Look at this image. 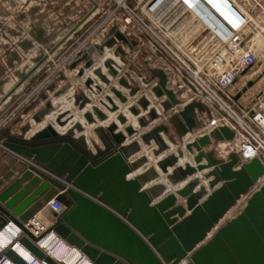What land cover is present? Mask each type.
<instances>
[{"label": "water", "instance_id": "water-1", "mask_svg": "<svg viewBox=\"0 0 264 264\" xmlns=\"http://www.w3.org/2000/svg\"><path fill=\"white\" fill-rule=\"evenodd\" d=\"M21 46L26 51L33 44L27 40ZM136 47L137 40L129 38L117 24H113L100 42H89L84 49L78 50L68 69L74 77H83L86 70L94 67L96 57L105 55L106 49H113L116 55L124 57ZM104 63L108 74L101 67H94L92 72L107 85H110L111 78H118L119 86L128 90L126 95L121 89L111 86V92L120 103L124 104L128 96L140 92V87H134L120 74V66L115 60L109 58ZM149 71L150 77L143 78V82L149 85L157 79L152 91L160 99L163 110L171 111L180 105V99L169 87L165 70L149 67ZM17 75L21 79H29L26 73ZM6 81L0 65V90ZM93 84L97 90H102L101 84L87 77L85 85L89 90ZM252 85L253 81L250 80L235 98L239 99ZM66 88L56 89L53 84L49 86L55 98L65 93ZM105 97L111 104L110 112L119 109V104L110 95ZM41 98L44 105L31 116V120L37 124L59 109L53 104L52 96L42 93ZM90 102V97L83 92L74 96L73 104L83 110ZM33 104L28 108H32ZM138 104L141 107L131 105L129 111L136 117L143 110L147 111L146 117L137 118L140 127H146L160 117L161 112L151 106V100L145 94L138 98ZM92 109L83 114L88 124L108 119L105 111L98 106ZM209 111L199 101L179 108L172 120L180 136L185 138L191 135L201 125L199 113ZM72 118L71 112L66 110L57 114L55 123L58 127H64ZM117 121L97 127L95 132L104 148H99L93 142L96 151L89 146L82 122H75L64 133L53 123H48L27 136L32 127V123L28 122L21 127L19 134H0V165L5 159H11L10 164H3L0 169V231L9 221L13 222L22 230L15 242L23 245L39 260L44 259L50 264H56V261L39 246V241L50 231L77 247L93 264H264V182L236 216L220 226L210 240L201 244L225 213L264 175V164L259 157L241 162L237 153H231L227 160H222L216 158L212 151L204 150L214 140H231L233 130L221 125L209 134L188 142L186 149L190 153L194 149L197 151L194 156L196 165L177 164L184 156L181 150L178 154H168L159 162L166 174L169 167H173L167 175L172 184L210 169L205 174V177H213L209 181L210 193L207 194V189L200 185L198 178L188 180L177 190L176 194L186 198L187 207L191 210L185 216L184 208L176 205L174 193L151 204V198L164 190V184L141 190L140 179L145 182L146 176L126 180L127 175L147 162L148 158L140 156L132 162L127 160L131 153L138 150V146L136 143L129 146L123 143L127 136L132 137L137 130L132 124L125 126L124 131L119 130V123L128 122L123 113L117 115ZM161 132L169 134L164 123L141 136L147 145L154 140L157 145L152 150L154 156L169 148ZM168 136L170 141H174ZM204 159L206 163H202ZM150 174L153 178L156 176L153 170H150ZM197 186L199 188L195 190ZM206 194V198L199 202ZM53 198L62 202V211L50 209L48 203ZM45 209L50 211L51 224L45 232L36 235L26 223ZM2 255L14 264H30L15 251L14 245L7 247L0 255V264Z\"/></svg>", "mask_w": 264, "mask_h": 264}, {"label": "rangeland", "instance_id": "rangeland-1", "mask_svg": "<svg viewBox=\"0 0 264 264\" xmlns=\"http://www.w3.org/2000/svg\"><path fill=\"white\" fill-rule=\"evenodd\" d=\"M131 1L134 3V0ZM107 3L108 0H0V62L5 64V80H7L6 83L9 81V83L6 85L8 89L5 95L6 97H10L14 96L17 91L20 93L13 100L12 105L8 108V110L3 114H0V132L3 135L19 134L21 132L20 124H26L31 119L32 114H29V111L33 110L35 107H41L44 105L41 94L47 93L48 95H51L53 98H55L52 94V91L49 89L51 84L55 85V88L59 89L65 88L67 86L65 93L62 95L63 97L66 95L65 100L67 99L70 103L72 102V109L70 111L72 115H74V113H82L79 111L78 107L73 104V94L75 96L85 92L91 99V102L86 105L85 110L92 111L93 106H98L105 111L107 118H109V114L119 111L120 105H122L121 107L124 108L125 111L130 113L129 107L131 105L140 106L138 104V98L142 94H145L151 100V106L153 104V106L156 107L155 104L157 103L156 105L158 108H161L158 110L161 112L160 117L156 120V122L155 120L152 121L153 124L150 122L146 126L149 129L135 133V135H133L134 137L132 136L125 146L136 143L138 150L134 153L142 152L144 154L141 156H147V158L148 156L151 157L150 160L148 159L147 162L140 166L141 170L137 175L138 177L141 175L147 177L145 182L140 179L142 183L141 190H147L148 188L157 184H164L165 186L164 190L158 193L155 198H151V204H156L168 194L174 193L176 195V205L182 206L184 208L186 216L191 213V210L187 207L186 198L176 194V192L185 184H187L188 181L185 183H183L184 181H181L177 184H172L167 178V175L170 174L172 170L167 174L164 173L159 166V162L164 160L168 154H178L179 150H181L184 156L181 158V160H179V163H182V165H185V163L196 165L194 156L197 154V151L194 149V152L190 153L185 147L186 144L194 138L202 136L203 134H209L212 130L221 126L222 124L227 125L226 123L228 121L223 119L222 115L218 111H213L212 114L202 112L199 114L201 125L197 127L193 133H191V135H188L185 138L180 136L177 127L172 120V116L181 107L178 106L171 111H164L160 105V99L157 98L155 93L152 91V84L154 81H152V83L149 85H146L142 81L141 77H150L151 73L149 71V67H154L156 65L154 59L155 55L148 43L140 44L134 51H128L126 56H121L123 61L114 55L113 49H107L103 57H96V63L94 67L100 66L103 71L108 74L107 68L104 66V62L108 58H113L120 66V74L125 76L129 83L134 87H140V92L138 93L139 96L138 94L135 96H128L127 102H125L124 105L119 102L118 98L110 90L111 86H116L126 95L128 94L127 89L119 86L118 78L113 79L109 75L111 78L110 85L102 83L99 78L93 74L92 70L94 67L92 69L86 70V73L83 77L72 76L69 72L68 64L76 58L78 50L84 49L90 40L96 39L95 41H101V34L104 33L108 26H112V24L115 23L127 33H129L131 29L136 31L141 27L138 23H134L136 26H134L135 28L132 25L123 23V19H125L127 16L126 10L111 12L112 8H110ZM106 8L108 9V14H104V11L106 12ZM252 19L255 20L262 29H264L263 12H260L258 15H253ZM58 25L60 29L56 31V34L59 32L60 34H58L60 36L59 38H53V30L57 28ZM255 31L260 30L257 29ZM262 35L264 37V32H262ZM52 39H55V42L53 45H49L51 44L50 42ZM27 40L32 42L33 47H30L25 51L21 44ZM263 55L264 49H260V57L257 64L252 67L253 71L248 77H242L235 84L236 86L234 88L240 89L241 86H246L250 80L253 81V88L252 86L248 87V89L251 87L252 90L249 93L248 91L243 92V94L248 93L247 95L245 94L243 99V104H245V106L254 105L256 100L260 102V95H264ZM18 73L28 74L29 79H21L17 75ZM87 77H92L96 83L101 84L102 90H97L94 84L92 86V90H89L85 85V79ZM261 78L262 82H260L255 87ZM10 80H12L11 83ZM148 91L150 92V97L147 94ZM107 94L110 95L117 104H119L118 110L114 112H110L108 110V107L110 108L111 104L106 100L105 96ZM102 102L107 105L105 106ZM32 103H34L32 108H28ZM91 104L93 106L90 107ZM260 104L263 107V104ZM126 105L130 106L126 107ZM57 106L60 107V102L57 103ZM222 108L224 109V106H222ZM223 109L220 108L219 110L223 112L225 118H228V111ZM120 113L121 112L118 114ZM125 115L127 116V114ZM130 115L132 114L130 113ZM140 116H142V113L137 118ZM160 123H164L168 127L169 134H164L163 132H161V134L163 135V138L166 139L169 148L161 152L159 155L154 156L152 150L157 148L154 140L151 141L150 145H147L141 136L145 132L152 130ZM122 125L124 124L119 123V128L121 130L124 129V126ZM126 125L128 124H125V126ZM133 126L136 128L135 125ZM146 127H140V129L143 130ZM168 135H170L174 141H170ZM138 140L140 141V144H138ZM93 142L99 148H104L103 142L98 137H93L89 140V146L91 149H93V151H96ZM152 142L154 143V146H152ZM205 147H207L206 152L212 151L216 158L222 160H227L231 153H237L236 148L230 146L227 140H214L212 145H207ZM166 152L168 153L167 155ZM262 163L264 164V160ZM150 170L156 172V176L154 178L150 176ZM209 170L210 169L203 170L204 172L200 171L195 173L193 176H190L192 177L190 179H199L200 185L205 186L207 189V194L212 191L209 186V181L213 177H205V174H207ZM131 178L132 177H126V180ZM263 182L264 175L255 181V183L250 186L246 194H244L241 199L237 200L236 203L225 213V215L220 219L219 223L212 228L201 244L210 240L215 232H217V230L220 228V226L224 225L227 221L236 216L242 210L244 204L251 197L252 193L258 189ZM217 186L218 185H216L214 188ZM179 219H181V217Z\"/></svg>", "mask_w": 264, "mask_h": 264}, {"label": "built area", "instance_id": "built-area-1", "mask_svg": "<svg viewBox=\"0 0 264 264\" xmlns=\"http://www.w3.org/2000/svg\"><path fill=\"white\" fill-rule=\"evenodd\" d=\"M107 5L111 12L126 10L123 23L141 26L125 32L137 40V46L148 43L155 55L154 67L165 70L169 86L181 101L178 106L199 101L209 108L207 113L220 112L234 132L228 144L236 148L239 159L259 157L263 162L264 108L258 100L251 106L242 104L240 98H235L241 90L234 86L259 60L254 32L264 29L252 16L264 13V0H108ZM107 10L104 14L109 13ZM222 106L228 111L225 110L228 118L219 110ZM48 206L57 212L64 209L55 198ZM10 225L18 228V236L22 233L11 221L2 230ZM26 226L36 235L47 230L35 218ZM65 248L67 255L78 249L69 244ZM80 257L81 261L75 264L85 263L86 255L81 252ZM35 258L30 264H50ZM1 263L14 264L5 255Z\"/></svg>", "mask_w": 264, "mask_h": 264}, {"label": "bare ground", "instance_id": "bare-ground-1", "mask_svg": "<svg viewBox=\"0 0 264 264\" xmlns=\"http://www.w3.org/2000/svg\"><path fill=\"white\" fill-rule=\"evenodd\" d=\"M108 18V17H107ZM106 19V18H105ZM95 30V29H94ZM91 33V32H90ZM91 35V34H90ZM254 41L255 44L257 45L258 49H264V37L262 35L261 30L260 31H255L254 33ZM96 42H100V40H97ZM107 50V49H106ZM260 51V50H259ZM132 52V51H131ZM106 53V52H105ZM114 55L116 57H119L121 59V61H123V58L120 55H116L114 53ZM264 56V55H263ZM103 57V56H102ZM109 59V58H108ZM113 59V58H111ZM67 60V59H66ZM114 60V59H113ZM105 66V63H104ZM100 67V66H98ZM153 67V66H152ZM256 70V69H255ZM253 71V68H251L249 71H247L242 77L246 78L250 75V73ZM257 74V73H256ZM141 77V76H140ZM142 81L144 77H141ZM86 80V79H85ZM243 80V79H242ZM262 82V78L257 82V84L255 85V87ZM144 83V82H143ZM156 82H153V84H155ZM152 84V85H153ZM262 84V83H261ZM170 85V84H169ZM242 85V83H241ZM236 86V85H235ZM170 87V86H169ZM244 86L240 87V90L243 88ZM239 88V87H238ZM253 88V86H252ZM252 88L250 87L249 89L247 88L246 91L248 93L252 90ZM92 90V89H91ZM150 97V92L148 91L147 93ZM247 94V93H245ZM245 94L242 95V97L244 98ZM66 95H63L59 98H53V104L55 106H57V103L60 102V107L59 109H57L55 112L51 113L50 115H48L46 117V119L41 122V123H34L33 121L32 123V127L31 130L29 131L28 135H31L33 132H35L36 130L42 128L44 125L48 124V123H53L56 128L61 132L64 133L68 128H70V126H72L75 122H82L85 126V130H84V134L87 136L88 140H90L91 138H97L98 135L96 134L95 130L97 129V127L100 126H107L110 122L112 121H116V116L119 112H123L125 114H127L128 116V122L126 124H133L136 126L137 128V132L140 131H144L147 130L148 127H146L145 129H140V126L138 127L137 125V117L134 115H130V113H128V111H125L124 108H122L120 105V109L117 112H114L113 114H109V118L106 121H100L97 120L95 123L93 124H88L84 117L83 114L84 112H86L85 108L83 110H79L82 113H78L72 115L73 118L69 121V123L64 126V127H58V125H56L55 123V118L57 116V114L64 112L66 110L71 111V103L66 99L65 97ZM139 96V94H138ZM264 97V96H263ZM63 98V99H62ZM68 98V97H67ZM262 98V97H261ZM73 99H74V94H73ZM72 101V100H71ZM264 101V100H263ZM157 104V103H156ZM155 104V106L158 108V106ZM264 106V102L262 103ZM124 105V104H123ZM131 105V103H130ZM130 105H126V107H129ZM93 106L92 104L90 105V107ZM153 106V104H152ZM178 107V106H177ZM100 108V107H99ZM79 109V108H78ZM109 109V107H108ZM161 109V108H160ZM158 108V110H160ZM103 110V109H102ZM90 111V110H89ZM130 115V116H129ZM141 115V114H140ZM142 116H147V111H142ZM125 126V125H122ZM79 133H77L78 135ZM97 136V137H96ZM131 137V136H129ZM134 137V136H133ZM132 138V137H131ZM220 150V149H219ZM224 150V149H223ZM252 154V153H251ZM50 211L49 210H44V211H40L35 219H39L41 221V224L43 225L44 229L48 228L51 224V220L49 218L50 216ZM18 228L14 225H10L7 229L2 230L0 232V252L5 250L7 247L14 245V249L16 252H18L23 258L27 259L29 262H31L33 260V258L35 257L27 248H25L23 245H21L20 243H16L15 242V238L16 236H18ZM68 244L62 240L55 232H48L47 234H45L43 236V238L39 241V246L45 251L46 254H48L53 260L56 261V264H75L79 261H81V251L79 249H76L74 252H72L70 255H67L68 250L65 248V246H67ZM37 258H35L34 260H36ZM37 262V261H36ZM84 264H93L92 261L86 257V261Z\"/></svg>", "mask_w": 264, "mask_h": 264}, {"label": "crops", "instance_id": "crops-1", "mask_svg": "<svg viewBox=\"0 0 264 264\" xmlns=\"http://www.w3.org/2000/svg\"><path fill=\"white\" fill-rule=\"evenodd\" d=\"M60 29V27H59V25L57 26V28H55L54 30H53V35H52V37L53 38H59V34L57 33L56 34V31L57 30H59ZM89 35V34H88ZM102 35V37H103V35H104V33H102L101 34ZM96 39H94V40H90V42H96L95 41ZM54 42H55V39H52V41L50 42L51 44H49V45H53L54 44ZM73 58V57H72ZM72 58H69V59H72ZM0 65L2 66V68H3V78H5V67H4V63L3 62H0ZM69 72H70V74L73 76V74H72V72L69 70ZM12 82V80H10V83ZM8 83H9V81H8ZM8 83H5L2 87H1V90H0V114H3L4 112H6L7 110H8V108L12 105V102H13V100L20 94V93H18V91L14 94V96H10V97H6V91H7V87H6V85L8 84ZM235 87V86H234ZM57 89V88H56ZM236 89V88H235ZM248 94V93H247ZM246 94V95H247ZM51 96V95H50ZM264 95H260V103H263L264 101V97H263ZM262 97V98H261ZM243 97H242V95H241V97H240V102L243 104ZM251 103V102H250ZM245 105V104H244ZM249 105V104H248ZM42 107V106H41ZM38 108H40V106H38V107H35V108H33V110H30L29 111V114H33ZM262 108H264V106L262 107ZM29 122H32V120L30 119V121ZM155 122H156V120H155ZM154 122V123H155ZM152 124H153V122H152ZM25 124H20V127H22V126H24ZM125 125V124H124ZM127 126V125H126ZM124 128H125V126H124ZM149 129V128H148ZM119 130H121L120 128H119ZM122 131H124V129H122ZM0 134L3 136V134L0 132ZM29 134V132L27 133V136H29L28 135ZM161 134V133H160ZM161 136L163 137V135L161 134ZM131 137H129V136H127V139H126V141L123 143L124 145H126L127 144V142L129 141V139H130ZM165 139V138H164ZM166 140V139H165ZM167 142V141H166ZM138 144H140V141L138 140ZM152 146H154V143L152 142ZM204 150L205 151H207V147H205L204 148ZM144 153H142V152H137V153H133V154H131L129 157H128V161L129 162H132V161H134V160H136L137 158H139L141 155H143ZM168 153L166 152V155H167ZM8 159V160H7ZM7 159H5L4 161H3V163L0 165V169L2 168V165L3 164H7L8 165V163L10 164V161H11V159H10V161H9V158H7ZM148 159L150 160L151 159V157L150 156H148ZM181 160V159H180ZM206 161L205 160H203L202 161V163H205ZM177 164H179V165H182V163H177ZM173 169V167H169V171H171ZM140 170H141V167H139L138 169H136V170H133L131 173H129L128 175H127V177H136L138 174H139V172H140ZM1 172V171H0ZM204 172V171H203ZM190 178H192V177H189V179ZM189 179H186V180H184V182L183 183H185V182H187ZM198 186L195 188V190H198ZM195 190L193 191V192H195ZM206 197V195L202 198V199H200L199 200V202H201L202 200H204V198ZM181 198V197H180ZM179 202V201H178ZM50 213V212H49Z\"/></svg>", "mask_w": 264, "mask_h": 264}]
</instances>
